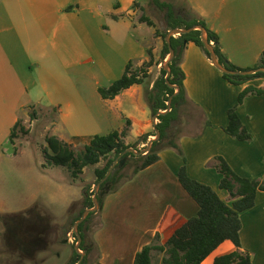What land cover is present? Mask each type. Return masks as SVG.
Instances as JSON below:
<instances>
[{"label":"crops","instance_id":"0c3cea01","mask_svg":"<svg viewBox=\"0 0 264 264\" xmlns=\"http://www.w3.org/2000/svg\"><path fill=\"white\" fill-rule=\"evenodd\" d=\"M142 1L0 0V171L28 161L29 168L19 170L30 178L29 197L20 191L13 209L0 198L3 214L13 213L16 221L29 219L30 226H36L39 212L42 216L48 205L62 201L68 206L72 191L82 194L79 178L73 179L66 168L45 167L31 156L6 154L4 147L26 108L55 110L49 137L74 149L89 145L95 136L121 132L127 122L126 145L144 135H150L148 142L154 138L156 121L144 99V88L149 84L151 89L159 74L114 99L104 100L99 94V89L109 88L122 77L128 64L139 72L150 63L144 69L150 77L166 61L161 59L163 43L155 29L140 21L144 11L156 17L149 0H144L145 5ZM171 1L190 7L205 20L217 35L222 54L236 68H253L264 55V0ZM180 67L188 100L210 124L203 126L189 118L184 135L177 140L187 174L231 204L229 193L219 189L223 176L214 160L224 159L241 178L264 181V95H247L237 107L250 141H238L224 132L228 111L237 106L240 94L249 87L264 90V79L229 84L194 43L187 44ZM182 166L174 150L163 149L157 163L104 198L97 216L102 227L92 235L95 250L87 264H134L137 253L155 240L168 209L186 220L197 215L198 205L177 178ZM2 180L6 183L5 176ZM75 212L71 222L80 209ZM240 221V249L224 242L203 264H213L237 250L248 254L252 264H264V192L256 194L255 206L242 213ZM162 257L157 264H162ZM74 260L75 256L67 264ZM152 264H156L155 253Z\"/></svg>","mask_w":264,"mask_h":264},{"label":"trees","instance_id":"16d2710c","mask_svg":"<svg viewBox=\"0 0 264 264\" xmlns=\"http://www.w3.org/2000/svg\"><path fill=\"white\" fill-rule=\"evenodd\" d=\"M149 7L155 11L156 20L149 18L143 12L140 21L155 29V36L160 38L163 46L161 51L162 61L169 55V48L165 42V37L171 30H188L195 26H201L206 30L209 44L213 47L219 64L229 71L245 72L258 68H264V55L259 62L249 69L236 68L229 63L228 59L222 54L217 35L208 29L205 20L190 7L183 8L171 0H149ZM199 31L171 37V48L174 51V58L169 63L171 70L166 84V72L160 69L159 75L153 83L151 89L149 84L144 88V99L153 117L157 116L158 123L155 129L160 133V139L152 144L150 151L145 155L135 156L132 153H125L128 149L136 150L140 143L144 148L148 144L150 135L141 136L134 145H126V138L130 123L121 131H114L106 136H95L89 145L80 148H72L63 143L56 137L46 138L47 147L44 149V157L47 166L66 168L73 179H78L84 169L94 167L105 161L102 168H96L94 173L96 184L101 182L115 160L123 161L129 157L136 160L134 168L130 174L124 175L123 171L127 167L116 165L111 175L102 183L97 194L99 203L98 211L90 213L86 220L79 225L78 232L81 238L80 251L84 253L81 264H87V258L95 250L92 242L94 232L102 227V222L97 219L104 198L116 193L123 185L130 182L140 171L154 165L160 160V152L163 149L174 150L182 159L183 166L180 168L177 178L181 187L189 197L198 205L197 215L191 219L182 218L177 212L168 209L159 225V231L153 243L145 246L137 253L134 264H152L153 253L163 254L162 264H203V262L221 246L224 242H231L237 249H240L239 233L241 231L240 215L255 206V197L258 192H264V181L259 182L241 178L236 175L224 159L217 157L214 160L215 166L223 176L219 189L229 193L232 203L228 204L221 200L218 194L209 186L191 179L186 170V159L177 140L184 135L187 123L192 121L200 125L209 126L204 120L203 114L196 105L192 104L186 95L184 88V73L180 63L187 44L194 43L210 59V55L204 48ZM151 64H144L139 72L132 71V65L126 66L122 77L114 82L107 89H99V94L104 100H111L120 95L123 91L134 85H144L149 76L144 69ZM224 80L234 86H240L248 81L263 78V73L251 76H231L222 74ZM247 95H264V90L249 87L245 89L238 98L237 106L228 111V125L224 132L238 141L248 142L251 140L250 133L244 128L238 114L237 107ZM171 98V109L167 110V103ZM55 111V110H54ZM19 123L12 129L10 140L16 136ZM155 131L151 135L155 137ZM137 151V150H136ZM125 153V154H124ZM114 155V159L109 158ZM119 164V163H118ZM91 186L82 189V210L79 215L71 222L73 225L80 219L82 213L93 207L92 199L94 191ZM97 219L96 222L94 220ZM77 243V237L74 235ZM80 259V255L75 256L73 264ZM213 264H252L248 254L238 250L230 255L216 258Z\"/></svg>","mask_w":264,"mask_h":264},{"label":"rangeland","instance_id":"374dc122","mask_svg":"<svg viewBox=\"0 0 264 264\" xmlns=\"http://www.w3.org/2000/svg\"><path fill=\"white\" fill-rule=\"evenodd\" d=\"M141 4L145 5L146 2L143 0ZM146 14L149 17L152 16L148 11ZM151 18L156 20V17ZM158 74L159 72L153 73L146 82L149 83ZM19 117L16 136L9 140V143L4 147L7 151L6 154L14 157L31 156L36 163H42L47 167L44 157V149L47 147L45 141L50 136L51 125L56 117L55 112L42 107H29V109L21 111ZM157 123L158 120H156ZM143 149L144 146L139 147V144L136 146L137 152ZM109 158L113 160L114 155H110ZM27 162L18 165L19 168L2 167L4 168L3 172L0 171V198L6 200L11 209L20 200L21 196L18 195L20 191L26 193L24 198L29 197L28 194L30 195L28 173L22 175L19 170L22 166H27L28 169L29 163ZM122 162L121 167L127 164L123 174H130L136 160L129 157ZM104 165L105 161H101L97 166L86 168L85 173L79 177L78 186L81 189L91 186V190L95 191L97 184L95 185L94 171ZM57 172L59 171L54 170L53 174L57 178H61ZM4 176L6 183L2 180ZM79 199L80 201H78ZM82 199V194L72 191V202L68 206H64L62 201L48 205V210L42 216L39 212L40 217L36 226H30V220L24 219L23 216L20 222L16 221L13 213L3 214L4 212H0V264H67L73 256L78 254L75 250L76 241L71 243L69 239L74 238L72 231L74 224H71L73 212L76 213L77 209L82 210ZM96 221L97 219L94 220V222ZM161 256L162 254L155 252L156 264L161 260Z\"/></svg>","mask_w":264,"mask_h":264},{"label":"water","instance_id":"95a60500","mask_svg":"<svg viewBox=\"0 0 264 264\" xmlns=\"http://www.w3.org/2000/svg\"><path fill=\"white\" fill-rule=\"evenodd\" d=\"M193 31H199L200 32V34H201L200 38H201L202 44H203L204 48L207 50V52L209 53L210 60H211V62L213 64V66L218 71H220L222 74L231 75V76H251V75H254V74H257V73H263L264 74V68H258V69L245 71V72H235V71H229V70L225 69L224 67H222L219 64L218 60H217V57H216V54H215V51H214L213 47L208 42L207 33H206V30L203 27L195 26V27H192V28H190L188 30L175 29V30H171L170 32H168V34L165 37V42H166V44L168 45V48H169V55H168V57H167V59H166V61H165V63H164L162 68L166 72L165 80H166L167 86L170 87V88H175L176 89V93L179 92V88L171 86L169 84V82H168V78L170 77V74H171L169 63L174 58V51L171 48V41L170 40H171V37L179 36V35H182V34H188V33L193 32ZM170 109H171V98L169 99V101L167 103V110L165 112H163V113L160 112L157 115L167 113V112L170 111ZM156 119H157V116L154 117V121H156ZM155 125H156V123H155ZM155 134H156L155 137L148 142L147 146L143 150L137 152V151H135L134 149L131 148V149H128L125 153H132L135 156H140V155L147 154L150 151V149L152 147V144L160 139V133L156 129H155ZM120 157H119V159H120ZM119 159L115 160V162L113 163L112 167L107 172L105 178L95 186L94 196H93V199H92L93 207L90 208V209L85 210L82 213L80 219L77 220L74 223V225H73V230L72 231H73L74 235L77 237V240H78L77 243H76V246H75V250L80 255V259H79V261L76 264H81L83 259H84V253H82L80 251L81 238L79 236L78 227H79L80 224H82L86 220V218L88 217V215L90 213H95V212L98 211L99 203H98V200H97V194H98V192L100 190V187H101L102 183H104L107 180V178L111 175V173L114 170L115 166L116 165H119V166L122 165V163H123L122 161L120 162V164H118L119 163Z\"/></svg>","mask_w":264,"mask_h":264},{"label":"built area","instance_id":"2783aa9c","mask_svg":"<svg viewBox=\"0 0 264 264\" xmlns=\"http://www.w3.org/2000/svg\"><path fill=\"white\" fill-rule=\"evenodd\" d=\"M69 240H71V243H72L73 241H75V238H73V239H69Z\"/></svg>","mask_w":264,"mask_h":264}]
</instances>
